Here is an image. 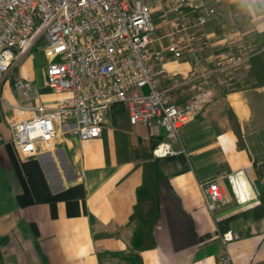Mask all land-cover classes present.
Wrapping results in <instances>:
<instances>
[{
  "label": "crops",
  "instance_id": "crops-1",
  "mask_svg": "<svg viewBox=\"0 0 264 264\" xmlns=\"http://www.w3.org/2000/svg\"><path fill=\"white\" fill-rule=\"evenodd\" d=\"M217 7L219 17L204 28L207 48L156 65L159 85L173 100L181 103L198 92L210 100L181 128L173 142L181 150L155 156L166 182L157 244L141 252L144 264H218L226 251L235 264H264V85L231 86L248 60L237 68L219 64L230 45L250 53L264 32V0H221ZM168 16L164 21L160 8L153 13L157 47L168 42L175 17ZM231 30L234 40L227 39ZM37 48L27 50L21 68L13 66L0 82V264H100L99 251L120 250L130 240L129 221L143 182L142 165L126 155L128 140L121 139L128 132L131 144L139 138L147 142L152 134L133 124L123 136L108 112L101 137L82 140L60 131L51 148L41 144L37 155L22 160L12 123L29 114L23 106H53L61 97L46 82L44 48L41 78L26 59ZM170 74L186 83L177 86ZM18 77L32 82L30 100L15 90ZM161 133L160 141L164 129ZM210 180H217L227 197L214 210L200 187ZM228 230L240 237L224 245L221 237Z\"/></svg>",
  "mask_w": 264,
  "mask_h": 264
},
{
  "label": "built area",
  "instance_id": "built-area-1",
  "mask_svg": "<svg viewBox=\"0 0 264 264\" xmlns=\"http://www.w3.org/2000/svg\"><path fill=\"white\" fill-rule=\"evenodd\" d=\"M220 1L0 0V82L27 50L42 42L49 59L46 82L61 94L53 106H23L29 114L12 123L20 158L37 155L41 144L51 148L60 131L82 140L101 137L116 102L128 104L132 124L147 126L155 136L164 129L165 139L153 150L156 157L178 153L181 148L173 142L180 139L181 128L210 98L198 92L181 103L173 100L159 85L156 65L207 48L210 39L204 28L219 17ZM158 8L164 21L169 20V13L175 16L166 34L168 42L159 47L155 46L153 20ZM196 12L195 21L190 22ZM234 38L231 30L227 39ZM234 49L230 45L220 65L234 68L245 60ZM176 75L169 77L177 86L184 85ZM14 88L25 100L32 98L31 81L18 77ZM200 187L211 210L227 202L217 180ZM239 237L237 231L228 230L221 239L227 245ZM218 264H235L232 254L222 253Z\"/></svg>",
  "mask_w": 264,
  "mask_h": 264
},
{
  "label": "trees",
  "instance_id": "trees-1",
  "mask_svg": "<svg viewBox=\"0 0 264 264\" xmlns=\"http://www.w3.org/2000/svg\"><path fill=\"white\" fill-rule=\"evenodd\" d=\"M197 14L198 12H196ZM245 80L250 82L249 85L251 86L264 85V32L257 34L250 50ZM109 112H111V122L116 125L117 130L122 132L123 136L126 134V137L121 139L122 141L128 140V145L125 147L126 155L137 159V163L143 167V182L137 188V202L129 221L133 227L130 240L120 250L99 251V263L105 264V260H109L112 261L111 264H144L141 252L156 246L155 228L162 215V191L166 180L153 153L154 148L161 140V136L150 135L147 142L139 138L138 141L131 144L127 135L128 132H124L130 131L133 127L130 122L128 104L116 102L111 106ZM238 133L242 141L240 130ZM262 213H264V209H262ZM261 214L259 210H256V215Z\"/></svg>",
  "mask_w": 264,
  "mask_h": 264
},
{
  "label": "rangeland",
  "instance_id": "rangeland-1",
  "mask_svg": "<svg viewBox=\"0 0 264 264\" xmlns=\"http://www.w3.org/2000/svg\"><path fill=\"white\" fill-rule=\"evenodd\" d=\"M37 47H38L37 49H35L34 51H32V52H30L28 54L26 59L30 60L31 68H32L33 72L35 73V77L36 78H41V64L43 63V61H45L44 55L42 53V50L40 49V48H43L42 42H39L37 44ZM234 50H235L234 52L236 54H240V55H243L245 57V60L240 65L234 67V68H237V67L242 66V64L248 60L247 57L249 55V50L248 51H247V49H241L240 50V49H236V48ZM25 56H23V58L21 57L22 59L20 58V60H18V62L14 65V67L16 66L17 70H19L21 68L22 62H23V59L25 58ZM11 70H12V68H11ZM238 70H236V71H238L236 74H237V76L240 79H239V81H236L235 83H233L231 86H237L238 84L239 85H243V84H245V85L247 84L248 85V84H250V82L245 80L246 71L242 70V68L241 69L238 68ZM14 73H16V72L13 71V74ZM242 77H243V79H242ZM109 115H111V112H110ZM110 262H112V261L105 260V264H111Z\"/></svg>",
  "mask_w": 264,
  "mask_h": 264
}]
</instances>
